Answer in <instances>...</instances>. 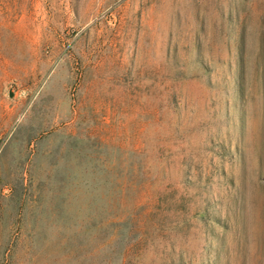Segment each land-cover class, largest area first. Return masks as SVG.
Segmentation results:
<instances>
[{"label":"rangeland","instance_id":"rangeland-1","mask_svg":"<svg viewBox=\"0 0 264 264\" xmlns=\"http://www.w3.org/2000/svg\"><path fill=\"white\" fill-rule=\"evenodd\" d=\"M0 264H264V0H0Z\"/></svg>","mask_w":264,"mask_h":264}]
</instances>
